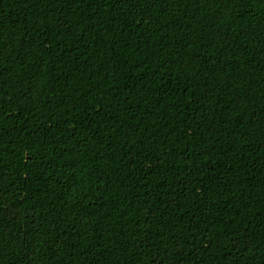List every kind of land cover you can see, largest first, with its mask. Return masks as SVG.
<instances>
[{"label": "trees", "instance_id": "16d2710c", "mask_svg": "<svg viewBox=\"0 0 264 264\" xmlns=\"http://www.w3.org/2000/svg\"><path fill=\"white\" fill-rule=\"evenodd\" d=\"M0 264H264V0H0Z\"/></svg>", "mask_w": 264, "mask_h": 264}, {"label": "snow or ice", "instance_id": "6c2138e0", "mask_svg": "<svg viewBox=\"0 0 264 264\" xmlns=\"http://www.w3.org/2000/svg\"><path fill=\"white\" fill-rule=\"evenodd\" d=\"M13 212L17 211V210H12ZM11 214V213H10Z\"/></svg>", "mask_w": 264, "mask_h": 264}]
</instances>
